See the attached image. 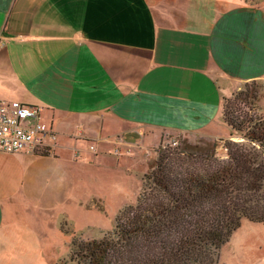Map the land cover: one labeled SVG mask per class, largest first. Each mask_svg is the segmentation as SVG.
Returning a JSON list of instances; mask_svg holds the SVG:
<instances>
[{
  "label": "crops",
  "instance_id": "0c3cea01",
  "mask_svg": "<svg viewBox=\"0 0 264 264\" xmlns=\"http://www.w3.org/2000/svg\"><path fill=\"white\" fill-rule=\"evenodd\" d=\"M254 80H264V0H0V101L41 108L56 134L45 154L0 151V201L18 185L57 203L87 142L99 158L162 132L226 136L223 98ZM9 207L0 264H18L6 252L19 245Z\"/></svg>",
  "mask_w": 264,
  "mask_h": 264
},
{
  "label": "trees",
  "instance_id": "16d2710c",
  "mask_svg": "<svg viewBox=\"0 0 264 264\" xmlns=\"http://www.w3.org/2000/svg\"><path fill=\"white\" fill-rule=\"evenodd\" d=\"M247 1L259 5L263 0ZM253 84L237 93L245 106L259 98V85ZM222 114L232 134L243 139L226 142V158L218 155L217 143L205 150L190 145L188 152L160 145L136 203L120 211L114 230L104 237L74 239L71 260L78 264H215L220 249L243 220L264 222V115L245 111L226 96Z\"/></svg>",
  "mask_w": 264,
  "mask_h": 264
},
{
  "label": "rangeland",
  "instance_id": "374dc122",
  "mask_svg": "<svg viewBox=\"0 0 264 264\" xmlns=\"http://www.w3.org/2000/svg\"><path fill=\"white\" fill-rule=\"evenodd\" d=\"M254 81L259 85V98L255 103L245 106L237 99L238 92L255 85L253 81L239 84L226 97L239 102L245 111L264 115V80ZM218 123L225 129L226 136L215 137L208 132H162L160 139L152 142L136 144L134 139L113 149H100L107 154L99 158L91 152V143L87 142L79 148V154L76 151L77 166L69 164L72 176L67 191L57 203H51L47 208L28 195L24 187L15 185L11 200L0 201L10 206L7 224L15 227L14 235L9 237H14L19 243L7 246V256L18 264H57L62 260L78 264L71 260L74 239H99L114 230L120 211L136 203L142 190V179L156 158L160 145L164 148L170 145L171 149L178 146V151L188 152V149L192 150L188 147L190 145H198L200 148L197 150H205L217 143L218 155L227 157L226 142L243 139L232 134L223 117ZM175 142L177 144H173ZM50 146L48 143L47 151ZM117 149H121V156ZM197 164L204 165L200 160ZM21 205H29L31 209L25 220L20 214ZM28 229H31L30 237ZM215 264H264V222L243 220L240 228L220 249Z\"/></svg>",
  "mask_w": 264,
  "mask_h": 264
},
{
  "label": "built area",
  "instance_id": "2783aa9c",
  "mask_svg": "<svg viewBox=\"0 0 264 264\" xmlns=\"http://www.w3.org/2000/svg\"><path fill=\"white\" fill-rule=\"evenodd\" d=\"M41 112V108L20 101H0V151L46 150L48 140H54L56 134L41 121Z\"/></svg>",
  "mask_w": 264,
  "mask_h": 264
}]
</instances>
